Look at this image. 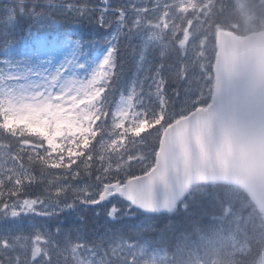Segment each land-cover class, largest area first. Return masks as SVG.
<instances>
[{
  "label": "snow or ice",
  "instance_id": "6c2138e0",
  "mask_svg": "<svg viewBox=\"0 0 264 264\" xmlns=\"http://www.w3.org/2000/svg\"><path fill=\"white\" fill-rule=\"evenodd\" d=\"M173 7L0 0V264H140L201 222L175 124L209 109L215 61L165 27ZM248 105L236 132L264 136V96ZM24 119L47 121L51 138Z\"/></svg>",
  "mask_w": 264,
  "mask_h": 264
},
{
  "label": "water",
  "instance_id": "95a60500",
  "mask_svg": "<svg viewBox=\"0 0 264 264\" xmlns=\"http://www.w3.org/2000/svg\"><path fill=\"white\" fill-rule=\"evenodd\" d=\"M215 95L209 109L179 120L186 129L187 159L178 175L186 185L225 183L245 189L264 215V136H241L235 130L237 114L246 110L248 96H264V33L239 39L218 34ZM244 85L241 88V85ZM163 145V142H162ZM195 148L197 158H191ZM257 264H264V249Z\"/></svg>",
  "mask_w": 264,
  "mask_h": 264
},
{
  "label": "rangeland",
  "instance_id": "374dc122",
  "mask_svg": "<svg viewBox=\"0 0 264 264\" xmlns=\"http://www.w3.org/2000/svg\"><path fill=\"white\" fill-rule=\"evenodd\" d=\"M173 4L172 19L175 23H169L165 27L180 34L188 51L193 54H197L201 50L207 52L209 57L214 58L216 64L217 30L211 31L213 29L211 25L222 15V13H216V10L222 8V6L218 7V0H173ZM258 4L260 13H251L247 9H241L244 13L241 28L243 35L253 31H264V0H258ZM208 14L213 15L211 19L213 22L205 25ZM214 92L215 82L213 94ZM84 103H86L85 100H77L74 97L59 100L60 105H65L73 110ZM23 122L26 126L39 129L42 134H49L50 132L51 125L47 121L24 119ZM68 123L66 119H59L56 121V126L63 127ZM229 201L233 203L230 199ZM257 221L256 217L238 218L237 223L230 227L234 229L231 235L223 233L221 229L216 235L212 232L210 237L203 236L201 247L186 256L179 254L175 257L158 253L153 255L151 252L145 255V252L141 251L138 255L144 258L140 264H254V249L257 250L264 245V230L261 231L260 227L262 223L259 224ZM253 223L254 230L251 232ZM53 264H56L55 256L53 257Z\"/></svg>",
  "mask_w": 264,
  "mask_h": 264
},
{
  "label": "trees",
  "instance_id": "16d2710c",
  "mask_svg": "<svg viewBox=\"0 0 264 264\" xmlns=\"http://www.w3.org/2000/svg\"><path fill=\"white\" fill-rule=\"evenodd\" d=\"M257 1L258 0H218V7L222 6V8L216 10V13H222V15L211 25V28H213L211 31L226 29L238 35H243L241 28L243 26L244 13L241 9H247L251 13H260V6L259 4L257 5ZM212 16L213 15L210 14L206 15L207 22H205V25L213 22V20H211ZM37 133L43 135L40 132ZM204 189L206 190L204 191ZM204 189L203 192L196 194L198 198H204L206 206V210L202 214L201 222L190 233L180 237L175 244L164 243L158 245L156 247L157 252L176 255L183 250L192 249V251H195L201 247L203 236L210 237L212 232L216 235L219 233V230L234 226L238 218L256 217L258 219L257 222H259V224L262 223V226L260 225L261 231L264 230L262 217L257 209L254 208V205L250 204V197L245 191L225 185L206 186ZM229 199L233 203H231ZM253 230L254 223L253 227H251V232H253ZM261 248L262 246L255 250L253 245L254 264Z\"/></svg>",
  "mask_w": 264,
  "mask_h": 264
}]
</instances>
